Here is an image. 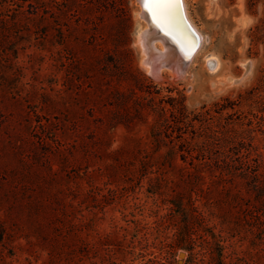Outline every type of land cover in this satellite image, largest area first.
I'll use <instances>...</instances> for the list:
<instances>
[{"label": "rangeland", "instance_id": "rangeland-1", "mask_svg": "<svg viewBox=\"0 0 264 264\" xmlns=\"http://www.w3.org/2000/svg\"><path fill=\"white\" fill-rule=\"evenodd\" d=\"M186 2L153 76L139 0H0V264H264V0Z\"/></svg>", "mask_w": 264, "mask_h": 264}, {"label": "bare ground", "instance_id": "bare-ground-1", "mask_svg": "<svg viewBox=\"0 0 264 264\" xmlns=\"http://www.w3.org/2000/svg\"><path fill=\"white\" fill-rule=\"evenodd\" d=\"M186 1L182 0L181 3L179 0H139L142 6L140 15L148 23L142 36L145 61L152 66L153 76L158 75L163 68H168L174 75L182 76L197 56L199 47L195 49V40L186 28L182 10L200 44L201 36L187 13ZM206 62L211 72H215L220 66L216 56H208Z\"/></svg>", "mask_w": 264, "mask_h": 264}, {"label": "water", "instance_id": "water-1", "mask_svg": "<svg viewBox=\"0 0 264 264\" xmlns=\"http://www.w3.org/2000/svg\"><path fill=\"white\" fill-rule=\"evenodd\" d=\"M181 3H182V0H179ZM183 12H182V14H183V16H182V18L184 19V22H185V25H186V28H187V30L191 33V35L194 37V46H195V49H198V47H199V39H198V37L196 36V34L194 33V31L192 30V28L190 27V25H189V23H188V21H187V19L185 18V14H184V10H182ZM196 51V50H195ZM211 67H213L212 65H210ZM180 257L181 258H184L185 257V254L184 253H182V254H180Z\"/></svg>", "mask_w": 264, "mask_h": 264}, {"label": "trees", "instance_id": "trees-1", "mask_svg": "<svg viewBox=\"0 0 264 264\" xmlns=\"http://www.w3.org/2000/svg\"><path fill=\"white\" fill-rule=\"evenodd\" d=\"M4 2H5V4H3V3H2V5H6V1H4ZM10 7H11V6L7 5V6H5V9H7V10H8ZM261 181H262V182H263V184H264V179H262ZM261 191H263V192H264V187H262V188H261ZM262 222H264V219H262Z\"/></svg>", "mask_w": 264, "mask_h": 264}]
</instances>
